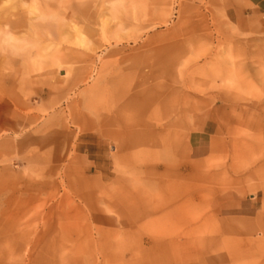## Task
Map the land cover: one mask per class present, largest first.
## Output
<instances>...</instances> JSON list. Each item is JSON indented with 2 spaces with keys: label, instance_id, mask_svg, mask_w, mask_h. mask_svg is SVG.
<instances>
[{
  "label": "rangeland",
  "instance_id": "rangeland-1",
  "mask_svg": "<svg viewBox=\"0 0 264 264\" xmlns=\"http://www.w3.org/2000/svg\"><path fill=\"white\" fill-rule=\"evenodd\" d=\"M124 2L0 0L38 40L0 48V262L140 264L130 253L163 228L175 251L185 230L186 264H264V0ZM47 5L52 39L31 29ZM119 121L164 132L120 150Z\"/></svg>",
  "mask_w": 264,
  "mask_h": 264
},
{
  "label": "bare ground",
  "instance_id": "bare-ground-1",
  "mask_svg": "<svg viewBox=\"0 0 264 264\" xmlns=\"http://www.w3.org/2000/svg\"><path fill=\"white\" fill-rule=\"evenodd\" d=\"M50 1V0H48ZM118 3L117 5L113 6V9L118 7L119 5H122L125 3V0H116ZM37 20L33 22L31 25V29L34 34H39V33H44L45 36L48 39H52L55 35V28L56 25L60 23V16L58 15L57 12L49 8V5H47L37 16ZM24 26V23L21 19H13L11 20L10 18H6L4 15H0V48H6L7 50H10L15 53H24L25 51H29L31 48L36 47L38 45V40L35 37H29V38H19L15 35V30L20 29L21 27ZM55 27V28H53ZM228 55L231 56V52H228ZM54 64L60 68V70H63L66 73V69H62L63 66V61L60 59H55ZM212 70L214 74L220 75L223 74V80L225 85L228 88H232L234 83L236 82V76L234 71L230 68H227L225 70H222L220 67V64L215 62L214 65H212ZM83 77L80 79V81H83ZM153 103V102H152ZM164 100H159L158 104L162 106H165ZM178 115H184L185 109H177L175 110ZM167 115H171L170 110L167 111ZM172 116V115H171ZM167 124H164V128L168 129L170 125H172L173 118H169ZM120 122V123H119ZM118 122V129L114 130L113 136L118 140L117 148L122 150L126 146H131L134 143H137L139 140L145 141L147 138H157L158 135L162 134L164 131H155L151 129V132L148 137L138 139L133 137V132L130 128L126 127L124 130V125L123 121ZM173 122V123H172ZM138 137V136H137ZM238 157L241 158L243 154L239 151L236 152ZM263 165V164H262ZM170 166H167V169H169ZM253 193L254 196L257 194V187H252L250 189ZM264 190V187H263ZM264 206V204H263ZM182 205L180 206H174L171 211H167L165 213H161L158 215H155L152 220L154 222H158V224H169L171 221H175L178 219H182L181 215L177 214L178 212H181ZM146 211V210H144ZM173 211V212H172ZM154 212V211H153ZM155 213V212H154ZM261 213H264V208L261 210ZM260 213V215H261ZM119 220L122 218L123 220H129L126 215L121 214L120 212L118 213ZM122 223V222H121ZM21 225V226H20ZM18 231L19 233L15 237L14 241V246H13V252L14 253H22L27 244L29 243V234L30 231L28 229H25L26 224L25 222H22L18 226ZM166 234L165 230L162 229H154L152 231H149V236L150 239L152 238L153 243L150 247L148 248H143L142 245V250H140L139 253H130L134 249L133 246H130V244L126 245L125 248V254L130 253V257H133L134 260H137L136 262L140 264H186V233L185 230H183V238L180 240V242L177 244L178 245V250L175 251L173 247L170 250V244H166V241L162 240V237H164V233ZM264 232V229H263ZM163 241V243H162ZM171 242V241H169ZM140 249V247H138ZM0 264H3L0 262ZM24 264V263H23Z\"/></svg>",
  "mask_w": 264,
  "mask_h": 264
},
{
  "label": "crops",
  "instance_id": "crops-1",
  "mask_svg": "<svg viewBox=\"0 0 264 264\" xmlns=\"http://www.w3.org/2000/svg\"><path fill=\"white\" fill-rule=\"evenodd\" d=\"M197 147V146H196ZM198 150H200V149H198Z\"/></svg>",
  "mask_w": 264,
  "mask_h": 264
}]
</instances>
